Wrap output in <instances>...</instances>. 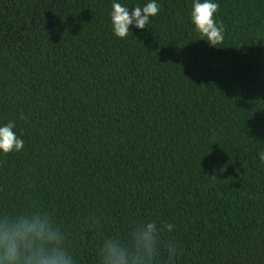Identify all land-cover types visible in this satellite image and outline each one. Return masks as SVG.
Instances as JSON below:
<instances>
[{
  "label": "trees",
  "instance_id": "obj_1",
  "mask_svg": "<svg viewBox=\"0 0 264 264\" xmlns=\"http://www.w3.org/2000/svg\"><path fill=\"white\" fill-rule=\"evenodd\" d=\"M112 2L0 0V221L46 215L74 264H264V0H216L221 48L192 0L125 38Z\"/></svg>",
  "mask_w": 264,
  "mask_h": 264
},
{
  "label": "clouds",
  "instance_id": "obj_2",
  "mask_svg": "<svg viewBox=\"0 0 264 264\" xmlns=\"http://www.w3.org/2000/svg\"><path fill=\"white\" fill-rule=\"evenodd\" d=\"M219 8L216 0H192L190 20L199 40H205L211 46L222 44L224 28L214 18ZM160 11L157 0L131 9L113 0L111 29L113 34L125 38L131 31L130 26L144 29L151 17ZM15 123L8 121L0 123V152H19L24 147V140L17 134ZM259 159L264 161V152L259 153ZM172 226L168 225L171 231ZM155 225L148 224L138 236V244L143 251L152 255ZM105 264H144L146 258L130 256L128 251L119 244L109 242L105 248ZM173 256L176 248H172ZM0 264H74L72 258L63 247L60 233L54 231L48 217L21 216L15 220L0 221Z\"/></svg>",
  "mask_w": 264,
  "mask_h": 264
}]
</instances>
